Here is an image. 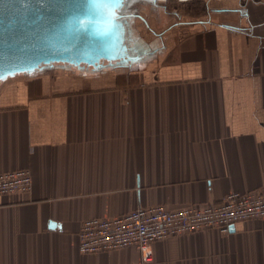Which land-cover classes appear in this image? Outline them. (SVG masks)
Segmentation results:
<instances>
[{"label":"crops","instance_id":"obj_1","mask_svg":"<svg viewBox=\"0 0 264 264\" xmlns=\"http://www.w3.org/2000/svg\"><path fill=\"white\" fill-rule=\"evenodd\" d=\"M196 4L200 23L171 28L136 73L0 82V174L31 176L28 194L0 195V264H264V220L155 242L148 263L132 247L77 252L84 220L264 197V0Z\"/></svg>","mask_w":264,"mask_h":264},{"label":"water","instance_id":"obj_2","mask_svg":"<svg viewBox=\"0 0 264 264\" xmlns=\"http://www.w3.org/2000/svg\"><path fill=\"white\" fill-rule=\"evenodd\" d=\"M133 1L0 0V82L52 66L125 65L135 51L122 14Z\"/></svg>","mask_w":264,"mask_h":264},{"label":"built area","instance_id":"obj_3","mask_svg":"<svg viewBox=\"0 0 264 264\" xmlns=\"http://www.w3.org/2000/svg\"><path fill=\"white\" fill-rule=\"evenodd\" d=\"M31 190L28 170L0 174V195H22ZM264 220V197L259 191L231 193L217 204L191 205L177 210L163 206L136 208L124 215L84 220L77 232V252L96 255L135 248L144 263L152 261L155 242L205 230L228 235L239 223Z\"/></svg>","mask_w":264,"mask_h":264},{"label":"flooded vegetation","instance_id":"obj_4","mask_svg":"<svg viewBox=\"0 0 264 264\" xmlns=\"http://www.w3.org/2000/svg\"><path fill=\"white\" fill-rule=\"evenodd\" d=\"M151 4L148 5V8L153 11L154 13L157 12L159 8H165V13L169 14L172 19V24L166 28L164 31L160 33H154L155 40H152L151 42H146L143 40L137 33L136 29H134L130 25V36L127 40V44L129 47H131L134 51V57L131 60H127L125 65L121 67H117L115 64L112 63L113 67L115 69H125L129 73L130 72H137L142 68L147 67V65L158 56V54H161L164 49V43H165V37L168 31L173 27H181L185 26L186 24H198L200 23L199 20H197L196 15L192 13V15L189 13L188 9L183 8L182 4L187 3L193 0H150ZM175 6V7H174ZM136 7H140V5L134 6V9L126 8L123 12V17L130 23V21L139 20L142 22L143 26L145 28H149L147 25L145 19L137 13ZM168 7H172V9H167ZM205 22H210L214 16H212V13H205ZM150 29V28H149ZM105 65H109L107 62H103Z\"/></svg>","mask_w":264,"mask_h":264},{"label":"rangeland","instance_id":"obj_5","mask_svg":"<svg viewBox=\"0 0 264 264\" xmlns=\"http://www.w3.org/2000/svg\"><path fill=\"white\" fill-rule=\"evenodd\" d=\"M197 0H193L187 3H183L182 7L188 9L189 13L192 15H196L198 11L196 10L198 8L197 4L195 5V2ZM151 4V1H146V3H143L140 5V7H136L137 13L140 14L146 21L149 28H145L139 20H134L133 22L130 21V25L136 29L138 35L145 40L146 42H151L152 40H155L154 33H160L164 31L166 28H168L172 24L171 16L167 13H165V8H159L156 13L151 11L148 8V5ZM175 7V6H174ZM172 9V7L167 8ZM165 37V35L163 36ZM125 70V69H124ZM127 70H125L126 73ZM129 73V72H127ZM136 72H130V74H133Z\"/></svg>","mask_w":264,"mask_h":264},{"label":"trees","instance_id":"obj_6","mask_svg":"<svg viewBox=\"0 0 264 264\" xmlns=\"http://www.w3.org/2000/svg\"><path fill=\"white\" fill-rule=\"evenodd\" d=\"M146 1H149V0H134L133 2H131L130 4H128V8L130 9H134V6H137V5H141L143 3H146Z\"/></svg>","mask_w":264,"mask_h":264}]
</instances>
